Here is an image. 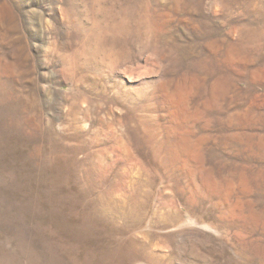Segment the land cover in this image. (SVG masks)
I'll return each instance as SVG.
<instances>
[{
	"label": "rangeland",
	"instance_id": "374dc122",
	"mask_svg": "<svg viewBox=\"0 0 264 264\" xmlns=\"http://www.w3.org/2000/svg\"><path fill=\"white\" fill-rule=\"evenodd\" d=\"M0 264H264V0H0Z\"/></svg>",
	"mask_w": 264,
	"mask_h": 264
}]
</instances>
